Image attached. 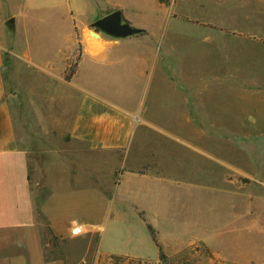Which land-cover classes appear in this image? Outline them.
Wrapping results in <instances>:
<instances>
[{
	"label": "crops",
	"instance_id": "crops-1",
	"mask_svg": "<svg viewBox=\"0 0 264 264\" xmlns=\"http://www.w3.org/2000/svg\"><path fill=\"white\" fill-rule=\"evenodd\" d=\"M163 1L180 0H20L12 13L0 0V264H66L47 256L44 222L58 236L79 226L89 237L108 209L144 215L165 206L160 147L142 149L151 136L178 133L155 124L152 111L136 117L115 104L145 92L153 71L163 75L166 51L138 14ZM113 12L132 34L94 27ZM155 81L176 99L171 112L193 121L194 93L182 87L195 85Z\"/></svg>",
	"mask_w": 264,
	"mask_h": 264
},
{
	"label": "rangeland",
	"instance_id": "rangeland-1",
	"mask_svg": "<svg viewBox=\"0 0 264 264\" xmlns=\"http://www.w3.org/2000/svg\"><path fill=\"white\" fill-rule=\"evenodd\" d=\"M6 1L12 13L20 0ZM138 14L158 33L166 68L144 80L135 101L115 104L136 117L152 111L155 124L178 133L151 136L142 149L160 147L165 206L144 215L108 209L89 237L58 236L44 222L47 256L66 264H264V0L163 1ZM160 79L195 85L182 87L194 93L193 121L171 112L176 99L157 87Z\"/></svg>",
	"mask_w": 264,
	"mask_h": 264
},
{
	"label": "water",
	"instance_id": "water-1",
	"mask_svg": "<svg viewBox=\"0 0 264 264\" xmlns=\"http://www.w3.org/2000/svg\"><path fill=\"white\" fill-rule=\"evenodd\" d=\"M94 27L98 30H103L115 36H124L132 34L134 31L131 30L127 25H123L119 12H113L97 22ZM90 35L94 38H99V34L96 31H90Z\"/></svg>",
	"mask_w": 264,
	"mask_h": 264
},
{
	"label": "built area",
	"instance_id": "built-area-1",
	"mask_svg": "<svg viewBox=\"0 0 264 264\" xmlns=\"http://www.w3.org/2000/svg\"><path fill=\"white\" fill-rule=\"evenodd\" d=\"M83 233V230L81 227H74L71 231L72 236H80Z\"/></svg>",
	"mask_w": 264,
	"mask_h": 264
},
{
	"label": "trees",
	"instance_id": "trees-1",
	"mask_svg": "<svg viewBox=\"0 0 264 264\" xmlns=\"http://www.w3.org/2000/svg\"><path fill=\"white\" fill-rule=\"evenodd\" d=\"M137 32H143V31H137ZM71 75H72V70L67 73L66 78L70 79Z\"/></svg>",
	"mask_w": 264,
	"mask_h": 264
}]
</instances>
